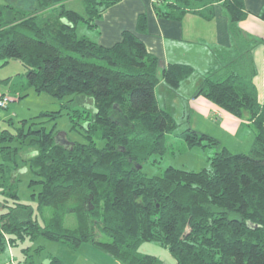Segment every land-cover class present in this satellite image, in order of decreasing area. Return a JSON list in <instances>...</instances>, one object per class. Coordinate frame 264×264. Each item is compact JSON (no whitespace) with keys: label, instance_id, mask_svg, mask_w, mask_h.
<instances>
[{"label":"trees","instance_id":"obj_1","mask_svg":"<svg viewBox=\"0 0 264 264\" xmlns=\"http://www.w3.org/2000/svg\"><path fill=\"white\" fill-rule=\"evenodd\" d=\"M33 1V11L23 14L20 4L12 13L0 5V59H18L26 68L16 82L1 80L10 83L9 89L16 85L18 97L29 88L57 97L82 93L92 98L91 107L73 109L81 122L76 128L71 119V127L83 140L43 125L27 132L18 128L17 135L32 134L35 150L26 161L30 185L39 186L38 211H51L42 223L26 218L25 209L23 215L11 210L5 219L0 216V249L18 237L42 234L71 248L89 242L126 264H154L153 254L138 251L142 242L152 240L168 248L174 264H264V104L253 82L257 69L252 54L262 41L239 26L248 15L244 0H158L165 8L157 12L171 19L186 13L209 19L220 4L231 45L214 49L219 66L204 77L195 95L250 122L253 140L248 152L216 151L209 170L168 165L153 175L143 172L142 165L168 149L167 138L178 122L157 103L159 60L138 35L144 15L138 16L135 30H123L120 40L104 46L79 36L76 23L94 25L119 0H83V12L67 8V0ZM257 16L264 21V1ZM192 71L188 64L170 63L161 77L175 88ZM60 114L41 113L50 118ZM7 134L3 130L0 137ZM180 136L188 147L219 142L191 127ZM18 149L0 148V194L15 202ZM67 214L75 219L72 227L65 224ZM23 262L43 264L28 252ZM49 264L67 263L49 255Z\"/></svg>","mask_w":264,"mask_h":264},{"label":"rangeland","instance_id":"obj_2","mask_svg":"<svg viewBox=\"0 0 264 264\" xmlns=\"http://www.w3.org/2000/svg\"><path fill=\"white\" fill-rule=\"evenodd\" d=\"M8 3L9 6H7ZM19 4L25 7L22 14L33 11L31 10V8L33 9L34 7L33 0H0V5L4 7L5 12L12 13V8L16 10ZM65 5L67 8L84 11L83 0H67L65 1ZM56 9L57 7L48 8L42 15H47L52 11H56ZM101 13L95 18L94 25H89L81 20L78 21L76 23L77 34L79 36H86L84 35L86 31H83V29L88 27V25L89 27H94ZM25 70V66L18 59L11 58L7 62H3V60L0 59V97L8 98L4 105H0V136L3 130H7L8 133L5 138L0 137V148L4 145L19 146L16 154V162L18 165L15 172H13L16 178V190L18 193V198H16L17 202L11 197L0 194V216L5 219L11 210L23 215V210L25 209V212H27L26 218L42 223V216L48 217L51 209L46 208L43 215L38 211L36 192L39 186L36 184L30 185V179L33 176L26 161L28 156L35 150V147L29 142L32 134L27 136L17 135L19 131L18 128H23V130L27 132L30 126L31 128H37L43 125L46 129L52 128L54 131L64 132L70 139L83 140L80 132L71 127L73 124L71 119L75 120L74 124L76 128L79 127V122H81V118L75 115L73 109L82 107L90 108L92 98L82 93H70L62 97H57L44 91H35L32 88L23 91L21 93L23 96L18 97L13 93V89H16V85L13 84L9 89L10 83H6V81L1 79L6 78L8 81L12 80L16 82V80L23 78L22 74ZM192 73L193 76H191ZM192 73L188 76V80H185L186 84L193 79H195L193 80V83H195L198 78L202 79L205 75V72ZM180 87L181 86H179L180 91L176 92L173 96V111L170 110L175 116L178 125L167 138L168 149L161 154H152L149 159L143 163V172L147 175H153L159 173L168 165L195 171L204 169L209 170L211 168L213 154L223 146L234 153L249 151L253 140L252 127L244 129L242 133L241 130H239L238 134L234 137L223 135L221 130V133L218 132V125L216 124L217 119H215L216 116L205 117L203 114L195 112L193 108H189L187 101L182 102L183 99H181V97L186 96L187 98V95L181 92L182 90ZM158 95L159 102L162 103V93L159 92ZM70 99L72 102H70ZM51 111H60L61 114L53 118H50L49 115H41L42 112ZM70 115L72 116L70 117ZM32 121H35V123ZM187 127L205 133H208V130L214 127L215 138H217L219 142L216 145H194L188 147L180 136V132ZM248 132H250V136ZM22 138H24L23 142ZM1 154L0 152V161L2 160ZM19 203L26 204L27 206L23 207V205ZM65 224L69 227L75 224V219L72 214L66 215ZM0 230L4 232L1 223ZM102 238L106 237L103 235ZM24 248L26 249L25 252L32 255V259L36 263L49 264V255H55L67 264H126L113 258L102 248L89 242H83L77 248H71L63 241L52 239L42 234L35 237H30L29 235L18 237L13 244L5 243L3 248L0 249V264H24ZM138 251L140 253L153 254L155 256L154 264H174L173 256L170 254L168 248L156 241L151 240L142 242L138 247Z\"/></svg>","mask_w":264,"mask_h":264},{"label":"crops","instance_id":"obj_3","mask_svg":"<svg viewBox=\"0 0 264 264\" xmlns=\"http://www.w3.org/2000/svg\"><path fill=\"white\" fill-rule=\"evenodd\" d=\"M263 1L244 0L248 15L239 22V26L246 33L262 41L252 50L257 69L253 82L261 104H264V21L257 16V13ZM164 8L162 2L155 0H119L101 13L94 27L88 25L83 29L86 31L84 35L104 46H110L120 40L123 30H135L138 16L143 14L145 26L138 35L147 51L159 60V82L154 88L158 105L172 114L170 110L173 111V96L180 91L179 86H181V92L187 95V98L181 97L182 102L187 101L189 108H193L195 112L205 117L216 116L218 132L221 130L223 135L234 137L239 130L242 133L244 129L251 128L250 122L246 119L234 116L202 95H195L204 77L219 66L214 49L228 48L231 45L228 17L220 4L214 5V15L209 19L194 13H186L181 19H171L157 12ZM170 63L188 64L192 66V72H205V75L202 79L198 78L195 83L193 79L186 84L185 80H188L186 78L179 86L169 88L161 77V70ZM159 92L163 96L162 103L159 102ZM208 131L215 137L214 127ZM248 134L251 135L250 132Z\"/></svg>","mask_w":264,"mask_h":264},{"label":"built area","instance_id":"obj_4","mask_svg":"<svg viewBox=\"0 0 264 264\" xmlns=\"http://www.w3.org/2000/svg\"><path fill=\"white\" fill-rule=\"evenodd\" d=\"M7 100H8V98L4 97L2 100H0V104L4 105Z\"/></svg>","mask_w":264,"mask_h":264},{"label":"bare ground","instance_id":"obj_5","mask_svg":"<svg viewBox=\"0 0 264 264\" xmlns=\"http://www.w3.org/2000/svg\"><path fill=\"white\" fill-rule=\"evenodd\" d=\"M3 98L2 97H0V100H2ZM1 105V104H0ZM2 106V105H1Z\"/></svg>","mask_w":264,"mask_h":264}]
</instances>
